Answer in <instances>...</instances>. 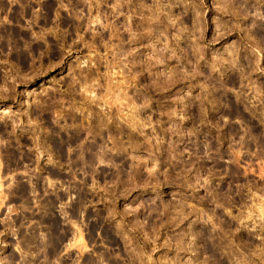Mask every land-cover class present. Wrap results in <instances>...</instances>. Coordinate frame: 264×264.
<instances>
[{"label": "rangeland", "instance_id": "rangeland-1", "mask_svg": "<svg viewBox=\"0 0 264 264\" xmlns=\"http://www.w3.org/2000/svg\"><path fill=\"white\" fill-rule=\"evenodd\" d=\"M232 1L0 0V264H264V0Z\"/></svg>", "mask_w": 264, "mask_h": 264}, {"label": "bare ground", "instance_id": "bare-ground-1", "mask_svg": "<svg viewBox=\"0 0 264 264\" xmlns=\"http://www.w3.org/2000/svg\"><path fill=\"white\" fill-rule=\"evenodd\" d=\"M172 1V0H171ZM174 1V0H173ZM176 1V0H175ZM178 1V0H177ZM231 3V2H230ZM175 4V3H174ZM233 4H234V0L232 1V3H231V5L233 6ZM182 5V4H181ZM235 5V4H234ZM177 9V8H176ZM229 11H231V10H229ZM171 14V13H170Z\"/></svg>", "mask_w": 264, "mask_h": 264}]
</instances>
